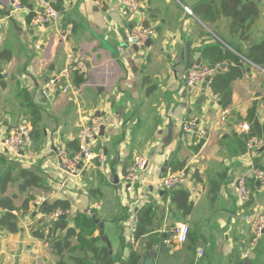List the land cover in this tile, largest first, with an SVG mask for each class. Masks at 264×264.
<instances>
[{
	"label": "crops",
	"instance_id": "obj_1",
	"mask_svg": "<svg viewBox=\"0 0 264 264\" xmlns=\"http://www.w3.org/2000/svg\"><path fill=\"white\" fill-rule=\"evenodd\" d=\"M26 1L28 9L17 12L9 0H0V139L12 126L25 123L31 128L36 153L32 159H17L0 151V199L12 201L18 227L11 232L0 224V264L58 263L53 242L64 231L48 235L54 218L33 206L39 196L49 203L67 200L69 226L74 225L76 213L90 216L95 213L92 208L104 203L123 232L117 245L110 241L109 254L117 258L116 264L125 260L131 248L139 254L140 264H236L244 261L245 252L250 264H264V234L249 249L242 219L249 211L264 209V186L254 183L250 172L252 165L264 166V149L245 152L248 134L264 137V131L253 133L254 121L264 127V0H239L237 5L221 0H141L140 13L132 19L121 14L118 0H102L98 6L91 0H58L61 20L48 27L33 22V4ZM210 1L211 13L192 11L194 5ZM244 4L243 13L230 12ZM134 24L154 31L140 50L125 41L121 45ZM211 45L229 50L239 61L241 75L231 82L226 107L205 86L184 87L188 65L210 64L202 49ZM76 62L85 65L86 74L70 73L69 90L45 99L40 91L43 83ZM221 62L217 72L237 65L233 60ZM33 108L39 114L35 127ZM223 111L228 122L219 126ZM96 113L104 129L94 149L108 155L107 168L102 172L86 165L79 175L64 172L55 149L64 146L74 152L72 141L77 140L80 121ZM186 115L202 118L209 129L205 140L182 137L180 122ZM241 123L249 124L248 132L240 129ZM135 155H144L153 173L136 185L124 203L120 179ZM182 169L184 181L172 189L187 192L188 214L171 201L172 189L165 195L155 192V179ZM241 174L247 176L252 193L244 205L236 188ZM142 208L151 210V222L144 234L131 240ZM108 210L96 211L103 216ZM103 222L107 232L109 225ZM178 222L189 227L187 241L163 244L165 231ZM96 223L94 236L99 237ZM70 241L75 244L76 238ZM96 244L105 245L100 238ZM90 254L65 251L63 259L76 264L74 257L87 261Z\"/></svg>",
	"mask_w": 264,
	"mask_h": 264
},
{
	"label": "built area",
	"instance_id": "obj_2",
	"mask_svg": "<svg viewBox=\"0 0 264 264\" xmlns=\"http://www.w3.org/2000/svg\"><path fill=\"white\" fill-rule=\"evenodd\" d=\"M102 0H91L94 6H98ZM13 11H24L28 7L21 0H9ZM58 0H31L33 4V22L40 26L48 27L56 25L61 20L62 11L56 7ZM120 11L123 16L133 18L134 15L140 13L141 0H118ZM61 34L65 35V29L60 30ZM154 31L149 26L135 25L126 34L123 39L127 46L137 47L138 50L145 47L146 42L151 39ZM122 48L118 47V52ZM71 54L68 58L71 59ZM223 67L222 62L214 64L192 63L186 68L183 80L186 89H198L205 86L211 95L216 96L211 88L210 82L214 74ZM76 72L79 75L86 74L85 65L82 62L69 64V68L64 74L54 76L48 79L40 88L41 94L45 99L53 97L57 92H67L71 87L70 73ZM63 82V84L61 83ZM228 122L226 111L221 112L217 121L219 126H224ZM102 120L100 117L92 115L89 119H82L78 126L76 135L77 149L70 153L64 146H59L55 149V155L58 165L61 169L71 175H79L80 171L86 165H93L95 168L104 172L108 166L109 158L103 149L95 150L94 143L99 138ZM243 132L249 131L248 123L239 124ZM180 131L182 137H193L196 141L205 140L208 137L209 129L205 125L202 118L198 115H186L181 119ZM264 149V137L248 134L245 140V152L255 154ZM0 151L7 152L9 155L19 159H32L36 156L32 131L30 126L25 123L16 124L6 132L0 139ZM250 172L254 183L264 185V169L255 165L250 167ZM152 170L148 167V160L144 155H135L130 166L120 179L121 195L123 202L127 201V195L136 190V185H140L147 181L152 175ZM185 178V169L177 172H168L158 179H155V189L159 191H169L173 187L179 186ZM237 197L241 205L247 204L251 198V189L248 185L247 176L244 174L238 175L236 181ZM45 201L44 196H39L33 201V206L38 207ZM60 210L52 213L51 216L56 218L60 215ZM248 233L249 242L248 248L252 249L256 246L259 239L264 234V209H256L242 215ZM135 231V229H134ZM189 227L184 222H178L171 225L165 231V237L162 238V243L166 245H181L187 241ZM134 233V232H133ZM131 240L134 235H130ZM199 255L203 254L200 247L197 248ZM247 258V252L243 255Z\"/></svg>",
	"mask_w": 264,
	"mask_h": 264
},
{
	"label": "trees",
	"instance_id": "obj_3",
	"mask_svg": "<svg viewBox=\"0 0 264 264\" xmlns=\"http://www.w3.org/2000/svg\"><path fill=\"white\" fill-rule=\"evenodd\" d=\"M26 6L28 2L26 0H21ZM212 1L207 3H199L192 7V11L196 14H208L213 11ZM222 3L230 4L231 2L235 5L239 3V0H221ZM56 7L58 5L56 3ZM246 4L238 10L233 8L230 12L235 16L240 13H243ZM232 25H235L233 22ZM202 55L208 59L210 64L215 62H221L223 60H233L237 62V65L231 66L226 72H217L212 77L210 82V88L212 92L220 96V101L222 107H226L230 102L231 97V82L241 75L240 68L238 67V58L235 57L229 50H222L221 47L211 45L202 49ZM77 74V73H76ZM79 78V77H77ZM80 79H77L74 82L75 85L80 84ZM37 109H32V113L35 114ZM39 114H35V117L32 119L33 127H35L38 120ZM248 119L251 120V116H248ZM254 132L260 135L264 131V127L261 128L260 124L256 121L253 122ZM252 125V126H253ZM255 133V134H256ZM72 147L74 151L77 149V140L72 141ZM264 168V166H260ZM177 168V167H176ZM173 169V168H172ZM175 169V168H174ZM24 171V170H23ZM171 201L175 203L178 209L183 210V214H188L190 212L191 203L188 199V194L184 189H172L171 190ZM165 195V194H163ZM0 208L3 210L0 213V224L4 226L7 230L15 232L18 230L16 223V215L12 213V210H15L12 201L9 199L3 198L0 199ZM70 208V204L65 199H54L51 203L47 202L44 206H39L37 211L51 214L57 210H61L64 214L65 211ZM97 212V211H96ZM137 227L134 231V239H137L139 236L146 232L145 226L151 222L152 216L151 210L149 208H142L138 213ZM67 214L59 215L58 217L52 219L50 227L48 229V235L56 234L57 231L64 233L60 236H57L53 242V247L55 253L59 256V261L57 264H66L63 259V252L65 251H74L76 249L83 250L84 252H90L89 259L84 261L81 257H74L73 260L76 264H116L118 263L117 258L109 254V251L105 245L98 246L96 243L99 240V237L94 236V232L97 230L96 217L94 214L88 216L86 213L78 212L73 217V226L68 225V220L66 218ZM40 236V235H39ZM72 237L76 238V243L72 244L70 239ZM121 264H140L139 254L131 248L129 254L125 260L120 261ZM236 264H244L242 260L238 261Z\"/></svg>",
	"mask_w": 264,
	"mask_h": 264
},
{
	"label": "rangeland",
	"instance_id": "obj_4",
	"mask_svg": "<svg viewBox=\"0 0 264 264\" xmlns=\"http://www.w3.org/2000/svg\"><path fill=\"white\" fill-rule=\"evenodd\" d=\"M123 44H124V40L122 39L121 40V45H123ZM108 186H109V189L112 190V185L108 184ZM262 186H264V185H262ZM155 192L157 193V189H155ZM97 209L98 210H100V209L108 210V208L103 203V204L98 205V207L92 208V210L95 211L94 216L96 217L98 222L105 221L106 224L108 223L109 228H107V232L105 231V234L106 235L108 234L110 241L113 242V243L115 242V245H117V241L119 242V235L123 234V232L120 229L119 219L114 218L112 216L113 214H111L112 211H110V210H108V212L105 215L100 216L98 214V211L96 212ZM97 234H98V229H97Z\"/></svg>",
	"mask_w": 264,
	"mask_h": 264
},
{
	"label": "water",
	"instance_id": "obj_5",
	"mask_svg": "<svg viewBox=\"0 0 264 264\" xmlns=\"http://www.w3.org/2000/svg\"><path fill=\"white\" fill-rule=\"evenodd\" d=\"M149 41V40H148ZM148 41L146 42V44H148ZM136 50H138L137 49V47H134ZM189 51H190V46H189V44H187V58H189ZM199 63V62H198ZM97 115H99L98 113H96V116ZM230 121H232V120H230ZM103 129H104V127L103 126H101V128H100V135H102L103 134ZM174 188V187H173ZM159 192H161L162 194H164V191H159ZM47 204V202H44L41 206H44V205H46ZM98 227H99V238H100V240L102 241V242H104L105 243V245L107 246V248L109 249V252L111 253L112 251H111V243H110V240L108 239V236L105 234V231H104V223L103 222H98ZM244 264H250V262H249V260L247 259V258H245L244 259Z\"/></svg>",
	"mask_w": 264,
	"mask_h": 264
}]
</instances>
